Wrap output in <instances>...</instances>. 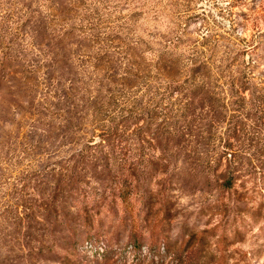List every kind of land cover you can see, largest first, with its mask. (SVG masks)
<instances>
[{
	"label": "rangeland",
	"instance_id": "374dc122",
	"mask_svg": "<svg viewBox=\"0 0 264 264\" xmlns=\"http://www.w3.org/2000/svg\"><path fill=\"white\" fill-rule=\"evenodd\" d=\"M96 89L155 109L123 152ZM147 207L171 241L214 228L201 264H264V0H0V264H174L126 245Z\"/></svg>",
	"mask_w": 264,
	"mask_h": 264
},
{
	"label": "trees",
	"instance_id": "16d2710c",
	"mask_svg": "<svg viewBox=\"0 0 264 264\" xmlns=\"http://www.w3.org/2000/svg\"><path fill=\"white\" fill-rule=\"evenodd\" d=\"M168 62H172L171 59L168 60ZM161 67L159 66L158 72L165 70V65L163 62L159 61ZM170 67V66H169ZM205 67L201 64H196L193 67V78L185 79L183 83L179 84L178 87L184 88V89H190V96L192 101L197 100L198 103L202 104L204 101L207 103V99H209V96L212 95L210 91H208V87H206V83L203 80H200L199 77L198 80L196 78V75L203 74L202 72L205 71ZM142 70L140 67L133 70L132 74L130 75L129 80H136L138 79V82H143L146 78L145 73H141ZM148 79V77H147ZM119 90L120 92L124 93L123 89H116V91ZM176 89H174L175 91ZM115 91V92H116ZM99 90L96 89L95 95H90L86 97L85 101L83 102V108H87L90 106V109L93 108V104H96L95 101H98V105H95L94 112L95 114H98L100 111H108L110 108H119V98L114 97H108L105 98L104 96L99 95ZM125 94V93H124ZM115 95V93H114ZM99 96V98L97 97ZM122 100V99H121ZM124 104L127 102L125 101V98L123 97ZM130 108L124 109V107H121L119 109H116L117 112L120 111V116L118 119L114 120L113 127L108 129L107 133H105L103 136H105V146L107 147V150L111 153H114L116 151H122L125 149V147H121L123 143L127 140V131L130 128L131 124L137 122L141 119H143L144 116H146L148 113L155 112V109H150L151 104H148V101L145 103V106H141L137 108L136 106V100L132 99L131 102L128 103ZM193 106L192 103L187 106V112L183 109L182 115L187 116V114L191 115L193 112L194 107L189 109V107ZM111 108V109H112ZM124 110V112H123ZM161 110V109H160ZM136 112V113H135ZM160 114L161 111L159 112ZM157 114V113H156ZM165 116V114H162ZM189 117H187L188 119ZM191 120H188L190 122ZM142 127L138 128L141 130ZM103 127H101V131L104 132ZM188 129V127H187ZM87 144V143H86ZM88 145V144H87ZM93 145V143H92ZM119 150H116L117 148H120ZM120 152V153H122ZM215 154L212 153L211 157H213ZM117 176L118 180L125 181L123 184L124 186L129 187L133 181H136V179H131V182L126 183L127 176L124 175V172L121 171V169H118V172L115 174ZM231 182V181H230ZM229 184V182H224L223 185ZM127 187H125L127 190H129ZM127 193H124V189H122V199L125 198ZM126 204V203H125ZM168 211H165L164 209H157L154 213L152 211V208L147 207L144 214V220L146 223H144V226L141 225V223L136 218H127L123 222L122 226H126V245L130 246L132 250H138V248H141L143 245H145L146 250L148 251L149 255H151L153 258H158L162 261V258L166 256H170L171 261L174 264H201V257L205 254V248L207 244V240L213 236V230H190L186 231L182 235H178L174 241H171L170 237L165 234V231L163 229V223H164V215L167 217ZM237 212V211H234ZM231 212V213H234ZM252 214V213H251ZM234 215H239L238 213H234ZM161 216L163 218H161ZM234 223H233V236L236 237V235L239 233V224L237 223V219L233 217ZM121 224V222H119ZM141 226V228H140ZM140 228V230H139ZM143 229L146 230L147 235L143 233ZM118 228L115 229L117 231ZM210 230L212 231L210 233ZM102 236V235H100ZM102 240L107 241L109 244H106V249L110 248L112 245L111 237L106 238L103 237ZM114 243V242H113ZM226 243V236L224 234L221 235L220 239L217 240V246L220 245L224 248ZM218 248V247H217ZM219 249V248H218ZM108 252V251H107ZM108 255V253H107ZM105 255V257L107 256ZM104 257V258H105ZM213 264V263H209ZM215 264H221L220 261Z\"/></svg>",
	"mask_w": 264,
	"mask_h": 264
}]
</instances>
